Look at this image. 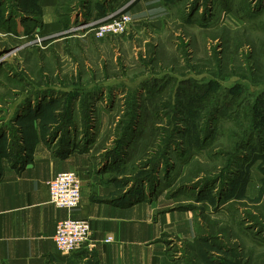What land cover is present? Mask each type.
Here are the masks:
<instances>
[{"label":"rangeland","instance_id":"rangeland-1","mask_svg":"<svg viewBox=\"0 0 264 264\" xmlns=\"http://www.w3.org/2000/svg\"><path fill=\"white\" fill-rule=\"evenodd\" d=\"M105 1L92 20L126 0ZM135 2L84 44L85 0H59L55 33L41 0H0V127L113 157L131 198L187 211L168 264H264V0H163L168 22Z\"/></svg>","mask_w":264,"mask_h":264},{"label":"crops","instance_id":"crops-1","mask_svg":"<svg viewBox=\"0 0 264 264\" xmlns=\"http://www.w3.org/2000/svg\"><path fill=\"white\" fill-rule=\"evenodd\" d=\"M135 1L126 0L114 9L129 8ZM148 1L159 7L158 17L171 20L163 0ZM105 2L112 6L113 0ZM58 3L59 0H41L43 31L55 33L63 27ZM91 9L92 0H85L84 11L89 12V17L81 12L79 21L94 18L99 10ZM143 11L142 8L138 15L137 10H131L136 19H144ZM146 17L152 20L155 15L148 12ZM90 35L79 37L80 43L86 44ZM21 136L20 157L2 155L4 141H0V264L169 263L165 237L183 226L182 219H190L187 211L166 208L170 205L155 192L150 196L135 193L131 198L128 173L113 157L103 160L91 148L62 150V141L45 139L37 126ZM65 171L76 172L82 181L81 204L70 210L51 202L48 184ZM67 217L89 220L91 246L69 254L59 251L54 240L56 224ZM108 236L114 240L105 242Z\"/></svg>","mask_w":264,"mask_h":264},{"label":"built area","instance_id":"built-area-1","mask_svg":"<svg viewBox=\"0 0 264 264\" xmlns=\"http://www.w3.org/2000/svg\"><path fill=\"white\" fill-rule=\"evenodd\" d=\"M123 9L110 12L98 20L79 21L72 29L82 32L83 35L93 34L97 38L122 34L127 31L132 22L131 15ZM48 184L51 202L56 206L69 210L80 206L82 181L76 172H60L49 180ZM90 237L91 225L87 219L67 217L56 224L54 240L62 253L69 254L84 246H91ZM113 240L112 236L105 238V242Z\"/></svg>","mask_w":264,"mask_h":264},{"label":"trees","instance_id":"trees-1","mask_svg":"<svg viewBox=\"0 0 264 264\" xmlns=\"http://www.w3.org/2000/svg\"><path fill=\"white\" fill-rule=\"evenodd\" d=\"M105 15H106V13L103 14L102 16H105ZM10 135H12L10 128L7 129L6 127H0V141H4V148L2 149L3 150L2 151V155L7 156L9 158H12L14 156L15 157H20V155H21L20 153H21L22 147L20 146L19 142L21 141L22 136L20 134V136H18V137L15 136L13 139H11ZM9 139H11V141H10L11 146H10L9 149H11V151L15 150V153H13V152L7 153L5 151V149L7 148V144L6 143L9 141ZM59 151H61V150L59 149Z\"/></svg>","mask_w":264,"mask_h":264}]
</instances>
